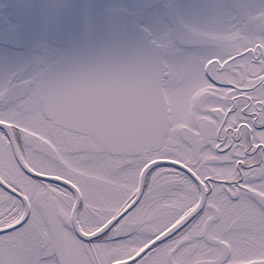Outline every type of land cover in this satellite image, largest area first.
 I'll list each match as a JSON object with an SVG mask.
<instances>
[{
    "label": "snow or ice",
    "instance_id": "obj_1",
    "mask_svg": "<svg viewBox=\"0 0 264 264\" xmlns=\"http://www.w3.org/2000/svg\"><path fill=\"white\" fill-rule=\"evenodd\" d=\"M32 15L110 43L0 62V264H264V0Z\"/></svg>",
    "mask_w": 264,
    "mask_h": 264
},
{
    "label": "water",
    "instance_id": "obj_2",
    "mask_svg": "<svg viewBox=\"0 0 264 264\" xmlns=\"http://www.w3.org/2000/svg\"><path fill=\"white\" fill-rule=\"evenodd\" d=\"M13 2L16 4L17 9L23 16L24 23L20 27L14 29V34L7 36L5 40L9 44L28 45L31 38L29 30L31 29L30 26L33 17L32 10L34 9V6L25 2L21 3V0H13ZM66 4H91L97 6L98 8H101L97 5V0H67ZM78 28L79 26L70 28L68 47L64 52L70 57L85 55L94 51H98L107 47L110 43V38L107 32L101 28L97 29L96 34L92 33L91 36L86 37L85 47L83 44L80 46L81 34L79 33Z\"/></svg>",
    "mask_w": 264,
    "mask_h": 264
},
{
    "label": "flooded vegetation",
    "instance_id": "obj_3",
    "mask_svg": "<svg viewBox=\"0 0 264 264\" xmlns=\"http://www.w3.org/2000/svg\"><path fill=\"white\" fill-rule=\"evenodd\" d=\"M108 0H105V4L107 5ZM148 0H127V4L129 5H135V4H142L146 3ZM181 2H185V0H181ZM0 62L4 60L3 56L6 55L7 58L15 56L17 57L18 54H25L30 50H33L37 45H39L43 41H48L51 43V45L61 51L63 53L65 49V45L59 44L57 42H54L51 40L50 35L45 30H38L35 31L36 34V41L32 42V46L30 47H19V46H12L7 45L3 40L2 36L5 35V30L7 27L14 28L21 24L22 18L20 17L19 13L16 11L15 6L11 0H1L0 4ZM10 9V14H12V18L15 21H18L17 24H10V21L8 15L5 13L6 9Z\"/></svg>",
    "mask_w": 264,
    "mask_h": 264
},
{
    "label": "rangeland",
    "instance_id": "obj_4",
    "mask_svg": "<svg viewBox=\"0 0 264 264\" xmlns=\"http://www.w3.org/2000/svg\"><path fill=\"white\" fill-rule=\"evenodd\" d=\"M117 2L126 3L127 4V0H108L107 5L111 4V3H117ZM0 4H1V0H0ZM0 10H1V8H0ZM5 13L8 15L9 18L12 16V14H10L11 12H10L9 8L6 9ZM9 21H10V24H12V25L13 24L15 25V24L18 23V21H15L12 17L9 19ZM22 55L23 54H18L17 57L22 56ZM3 58L5 60L7 58L6 55H4Z\"/></svg>",
    "mask_w": 264,
    "mask_h": 264
}]
</instances>
